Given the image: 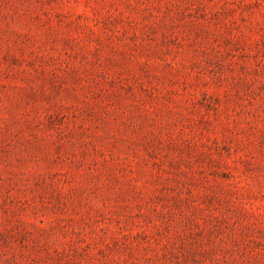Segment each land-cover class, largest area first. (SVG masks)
<instances>
[{
  "label": "rangeland",
  "instance_id": "1",
  "mask_svg": "<svg viewBox=\"0 0 264 264\" xmlns=\"http://www.w3.org/2000/svg\"><path fill=\"white\" fill-rule=\"evenodd\" d=\"M0 264H264V0H0Z\"/></svg>",
  "mask_w": 264,
  "mask_h": 264
}]
</instances>
